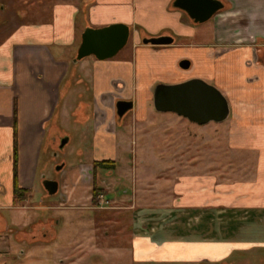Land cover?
<instances>
[{
	"label": "crops",
	"instance_id": "0c3cea01",
	"mask_svg": "<svg viewBox=\"0 0 264 264\" xmlns=\"http://www.w3.org/2000/svg\"><path fill=\"white\" fill-rule=\"evenodd\" d=\"M52 1L51 16L21 24L0 44V264H10L4 251H17V259L26 257L23 264H87V256L80 254L84 247L72 239L69 245L53 243L59 253L54 261L46 258L48 244L59 236L53 227L62 220L40 218L36 212L41 206L30 204L39 184L45 189L44 181L50 180L45 177L47 157L51 161L50 154L71 140L62 124L69 118L83 127L90 124L93 132L89 160L56 167L61 172L60 199L52 209L68 218L92 206L99 171L94 163L111 161L117 167L120 153L130 151L117 99L133 102L135 122L138 112L145 121L158 84L191 79L214 85L227 98L232 154L239 163L242 156L256 159L255 178L236 181L224 193L216 176H200L198 196L191 195V184L186 188L191 178H185L175 189L178 198L172 196L167 208L141 211L140 217H151L145 229H139L134 209L133 224L140 231L133 239L135 261L218 264L247 250L264 252V0H219L224 9L207 27V22L196 24L175 8V0ZM114 24L129 26V53L105 61L94 56L76 61L87 28ZM156 37L174 42H140ZM184 61L190 63L188 69ZM76 86H83L80 100L70 110L68 98ZM15 103L17 183L26 193L20 202L14 194ZM224 213L231 218L227 232L221 226ZM193 219L198 223L191 226Z\"/></svg>",
	"mask_w": 264,
	"mask_h": 264
},
{
	"label": "rangeland",
	"instance_id": "374dc122",
	"mask_svg": "<svg viewBox=\"0 0 264 264\" xmlns=\"http://www.w3.org/2000/svg\"><path fill=\"white\" fill-rule=\"evenodd\" d=\"M52 3V0H0V44L21 24L39 22L51 16ZM141 8L142 6L139 10ZM183 19L189 21L184 14ZM203 25L207 27L211 24L207 22ZM194 27L199 29L200 25ZM143 40L140 42L143 43ZM130 46L131 40L120 55L129 53ZM82 87L76 86L71 90L68 98L70 110L78 105ZM87 87L90 90L89 85ZM85 102L88 103L89 100ZM146 114L145 121L141 120L138 112V122H135L134 111L121 119V125L129 136L130 151L126 149L120 153V161L113 172L99 169L95 181L98 196L95 201L92 198L90 208H79V211L66 218L64 211L52 209L58 204L60 191L50 196L39 184L37 192L33 193L30 204L41 206L42 209L36 212L40 218L47 215L62 220L61 225L53 227L59 233L57 240L50 242L45 251V256L50 261H54L56 253H59L53 243L69 245L72 239L74 244L84 247L80 254L87 256L84 260L87 264H158L153 260H146L144 263L135 261L132 245L134 237L140 231L137 232L133 224L134 209H138L139 216L141 211L155 206L167 208L172 196L174 199L178 198L175 189L185 178H191L186 181V188L190 183L193 196H198L202 188L200 176H216L215 182L223 184L224 193H228L236 181L254 180L256 159L242 156L241 163L237 162L231 151L228 120L199 125L171 112H158L153 103L146 108ZM62 128L71 136V140L63 149L50 154L51 161L47 157L49 166L45 173L47 179L59 183L61 172H57L56 167L61 164L74 166L81 160H89L93 142L90 124L83 127L68 118ZM107 172L109 173L106 174ZM138 219L142 225L139 229L151 226L149 215L139 216ZM166 221L168 222L164 220L163 223L168 225ZM197 221L198 219H193L188 224L193 226ZM221 222L223 231H229V214L224 213ZM1 254L10 264H23L26 260V257L17 259V251H4ZM263 254V251L247 250L238 255V258L234 254L218 264H264Z\"/></svg>",
	"mask_w": 264,
	"mask_h": 264
},
{
	"label": "water",
	"instance_id": "95a60500",
	"mask_svg": "<svg viewBox=\"0 0 264 264\" xmlns=\"http://www.w3.org/2000/svg\"><path fill=\"white\" fill-rule=\"evenodd\" d=\"M173 6L186 12L196 24L210 21L224 9V4L219 0H175ZM129 38L130 28L125 24L100 29L87 28L82 34L76 61L90 56L100 61L112 59L127 46ZM173 42L171 37L143 40L145 45L154 46L170 45ZM182 66L188 69L190 63L184 61ZM133 106L131 101H119L116 105L119 117L132 110ZM154 107L158 112H171L199 125L221 123L230 115L227 98L215 86L201 79H191L175 85L158 84L154 89ZM61 168L59 166L57 170ZM43 184L49 195L58 192L57 181L45 180Z\"/></svg>",
	"mask_w": 264,
	"mask_h": 264
},
{
	"label": "trees",
	"instance_id": "16d2710c",
	"mask_svg": "<svg viewBox=\"0 0 264 264\" xmlns=\"http://www.w3.org/2000/svg\"><path fill=\"white\" fill-rule=\"evenodd\" d=\"M17 104L15 103V144H14V156H15V161H14V176H15V185H14V194H15V199L16 202H20L23 200L24 197H26L25 191L20 189L18 187L17 183V158H18V145H17ZM98 169H107V170H113L115 169V163L111 161H100V162H95L94 163V170L95 172ZM97 185H94L93 188V201H95L96 197L98 196L97 194Z\"/></svg>",
	"mask_w": 264,
	"mask_h": 264
},
{
	"label": "flooded vegetation",
	"instance_id": "af4514ba",
	"mask_svg": "<svg viewBox=\"0 0 264 264\" xmlns=\"http://www.w3.org/2000/svg\"><path fill=\"white\" fill-rule=\"evenodd\" d=\"M145 39H146V38H145ZM119 101H125V100L117 99L116 102L118 103ZM117 103H116V104H117ZM131 111H132V110H130V111H128L127 113H125L123 117H125V116H126L128 113H130ZM117 115H118V110H117ZM118 116H119V115H118ZM123 117H119V118H123ZM115 167H116V165H115ZM113 170H115V169H113Z\"/></svg>",
	"mask_w": 264,
	"mask_h": 264
}]
</instances>
